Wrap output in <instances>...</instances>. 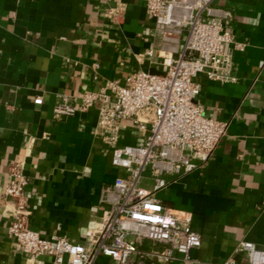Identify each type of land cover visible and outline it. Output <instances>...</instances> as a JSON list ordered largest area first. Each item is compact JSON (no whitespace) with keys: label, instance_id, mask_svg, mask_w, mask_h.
<instances>
[{"label":"crops","instance_id":"1","mask_svg":"<svg viewBox=\"0 0 264 264\" xmlns=\"http://www.w3.org/2000/svg\"><path fill=\"white\" fill-rule=\"evenodd\" d=\"M212 4L230 15L222 22L234 38L233 79L198 75L196 102L207 117L227 122V130L202 166L167 175L156 193L174 212L190 215L200 244L188 259L174 254L146 264H249L242 243L264 251V0ZM114 7L118 15L110 18ZM141 70H165L144 0H0V264L25 263L7 236L13 202L3 190L14 161L23 162L32 229L83 243L98 225L105 208L101 186L127 174L111 164L112 146L95 133V106L60 118L52 107L59 95L98 90L109 81L128 85ZM121 125L119 145L142 141L130 120ZM140 183L151 187L147 177ZM97 262L118 264L104 256ZM34 264L50 261L38 256Z\"/></svg>","mask_w":264,"mask_h":264},{"label":"built area","instance_id":"2","mask_svg":"<svg viewBox=\"0 0 264 264\" xmlns=\"http://www.w3.org/2000/svg\"><path fill=\"white\" fill-rule=\"evenodd\" d=\"M212 3L144 0L146 13L154 19V40L165 70L134 72L128 85L109 81L98 90L58 96L52 107L55 117L97 108L95 133L112 146L111 164L127 177L117 175L101 186L99 203L105 208L85 242H72L64 236L51 240L29 226L23 162L10 164L3 190L13 202L7 236L25 255L24 264H34L38 256L48 258L50 264H99V256L118 264H146L150 258L168 261L174 254L188 259L190 250L199 246L200 235L192 229L190 215L174 212L156 193L166 187L167 175L202 166L227 130V122L207 117L196 102L198 75L209 80L233 79L234 38L222 22L230 15ZM107 15L115 18L118 8H110ZM145 54L151 56L153 49ZM33 101L39 104L41 98ZM125 119L141 133L140 143L118 144ZM144 177L151 180L149 189L140 183ZM240 248L247 252L249 264H264L263 250L248 242ZM223 264L238 263L229 259Z\"/></svg>","mask_w":264,"mask_h":264}]
</instances>
